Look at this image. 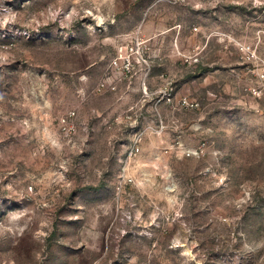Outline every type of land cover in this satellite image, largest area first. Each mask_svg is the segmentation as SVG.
<instances>
[{
  "label": "rangeland",
  "instance_id": "rangeland-1",
  "mask_svg": "<svg viewBox=\"0 0 264 264\" xmlns=\"http://www.w3.org/2000/svg\"><path fill=\"white\" fill-rule=\"evenodd\" d=\"M0 264H264V0H0Z\"/></svg>",
  "mask_w": 264,
  "mask_h": 264
},
{
  "label": "built area",
  "instance_id": "built-area-1",
  "mask_svg": "<svg viewBox=\"0 0 264 264\" xmlns=\"http://www.w3.org/2000/svg\"><path fill=\"white\" fill-rule=\"evenodd\" d=\"M114 68L118 69L121 73H126L131 71V62L126 61V56L122 50L119 51L118 56L112 61ZM183 105L185 106H194V103H191L187 98L182 100Z\"/></svg>",
  "mask_w": 264,
  "mask_h": 264
}]
</instances>
